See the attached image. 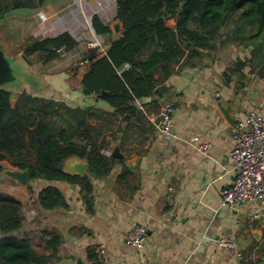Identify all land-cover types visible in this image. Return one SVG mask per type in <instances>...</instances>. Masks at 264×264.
Wrapping results in <instances>:
<instances>
[{"label": "crops", "instance_id": "obj_1", "mask_svg": "<svg viewBox=\"0 0 264 264\" xmlns=\"http://www.w3.org/2000/svg\"><path fill=\"white\" fill-rule=\"evenodd\" d=\"M50 1L34 9L12 10L0 20L12 22L15 16L26 15L27 19H39L36 26L42 32L57 25L62 28L59 33L69 31L77 40L89 39L90 30L99 39L108 40L117 38L122 32L121 23L115 18L117 0H97L88 15L73 0H65L67 4L63 9L61 2L57 6ZM94 14L113 29L111 33L93 31L91 17ZM115 24L119 26L117 31ZM15 26L9 25L15 33L7 29L3 31L4 36L20 31L27 32L20 39L51 36L44 33L41 37L34 36L30 24ZM92 43L85 42L82 55L87 48H96ZM3 53L11 61L13 78L0 88L11 92L13 101L17 94L26 91L63 102L71 108L94 107L106 113L113 112L105 101L84 95L81 89H72L66 83L76 67L47 73L40 67L49 66L53 61L43 63L35 55L27 57L22 49L10 54L4 50ZM247 54L248 51H236L228 46L217 50L212 57L205 56L202 65L182 69L175 66L174 73L164 82L167 89L153 98L155 103H150V97L142 100L141 117L126 131L115 133L119 117H111L112 123L98 140L105 138L104 149L109 150L108 156L115 148L119 156L114 157L106 176L93 177L91 212L77 184L44 180L20 183L14 177L13 183L0 177V192L22 203L24 225L14 234H26L40 252L48 254L47 237L41 231L56 232L61 242L48 264H74L77 258L91 264L89 249H94L101 264H264V215L251 226L247 222L248 214L262 213L263 206L243 202L231 207L221 202L222 189L231 185L235 177L229 158L232 127L250 109L260 110L264 106V74L251 73L248 66L242 71L228 70L236 57L242 59ZM82 58V65L77 64L78 73L83 72ZM166 105L174 108L173 129L177 139L164 137L154 124L159 111ZM90 122L101 123L97 119ZM198 143L208 144L206 154L196 148ZM8 165L6 167L13 171L18 170ZM79 169L81 173L75 171ZM63 170L84 175L88 173L87 162L73 156L65 160ZM48 184L63 192L68 208L43 210L35 204L36 193ZM29 210L35 214L34 224L25 216ZM133 224L146 228V240L141 248L126 242V234ZM218 237L235 240L242 259L222 251L215 242ZM100 245L103 248L98 252L96 248Z\"/></svg>", "mask_w": 264, "mask_h": 264}, {"label": "trees", "instance_id": "obj_2", "mask_svg": "<svg viewBox=\"0 0 264 264\" xmlns=\"http://www.w3.org/2000/svg\"><path fill=\"white\" fill-rule=\"evenodd\" d=\"M46 1L0 0V18L12 10L38 8ZM116 4L115 18L121 23V34L107 41L104 54L97 48H87L82 55L83 72L73 68L66 78L72 89L79 88L84 95L108 103L112 113L94 107L71 108L26 91L13 101L12 93L0 88V177L5 169L2 162L7 160L26 172L28 182L77 184L90 212L93 177L106 176L115 161L101 153L106 142L105 138L99 141V136L112 123L111 117H119L115 133L132 126L142 114L134 100L150 97V103H155L153 98L167 89L164 82L175 66L202 65L205 56L236 45L248 54L242 59L236 57L228 70L242 71L248 66L249 72L264 74V0H117ZM91 26L96 34L113 30L95 14ZM78 44L69 31H62L30 38L22 51L27 57L35 55L49 63L60 58L62 48L72 51ZM92 119L101 123L94 125ZM31 153L33 163L28 161ZM73 156L86 160L87 174L79 176L63 170L65 160ZM34 202L43 210L68 208L63 192L53 184L42 187ZM24 221L22 203L0 192V264H48L54 258L61 242L59 235L41 231L50 251L45 254L26 234H14ZM88 259L91 264H101L94 249L88 250Z\"/></svg>", "mask_w": 264, "mask_h": 264}, {"label": "built area", "instance_id": "obj_3", "mask_svg": "<svg viewBox=\"0 0 264 264\" xmlns=\"http://www.w3.org/2000/svg\"><path fill=\"white\" fill-rule=\"evenodd\" d=\"M99 39V38H96ZM99 53L104 54L107 44L100 41H92ZM68 53L61 49L60 56ZM134 106L143 111L142 100L136 99ZM174 108L171 105L164 106L154 119L158 132L164 137L177 139L178 135L173 129ZM195 145V144H194ZM196 148L206 154L208 144L198 143ZM103 155H110L109 150L102 149ZM235 177L231 185L221 191V202L224 205L235 207L243 202L258 203L263 206L262 213L251 212L247 216V222L251 226L253 221L264 215V106L262 109H250L243 119L235 121L232 127V147L229 151ZM28 221L36 223L32 210L26 211ZM146 228L140 224H133L126 234V242L136 248H141L146 240ZM217 246L235 259H242L243 255L235 240L218 237L215 240ZM103 248H96L99 252Z\"/></svg>", "mask_w": 264, "mask_h": 264}, {"label": "rangeland", "instance_id": "obj_4", "mask_svg": "<svg viewBox=\"0 0 264 264\" xmlns=\"http://www.w3.org/2000/svg\"><path fill=\"white\" fill-rule=\"evenodd\" d=\"M73 1H75L77 6L79 8H81L82 10H84L85 13L88 15V14H90L93 11L94 5H96V1L97 0H93V1L92 0H86V3H85V0H73ZM50 2H51V4L57 5V6L59 5L58 3L61 2L60 3V5L62 4V6H61L62 8L61 9H63L65 4H67L66 3L67 1H65V0H51ZM111 4H113V2ZM15 17H16L15 20H13L12 22H9L7 19L6 20H0V49H2V51L5 50L9 54L13 53V52L16 53V51L22 49L24 43H26V41L28 40V39H20V38L24 37L27 34V32H22V31H20L18 33L16 32V34H13V35L11 33H10L11 35L9 33H7V35L4 36L3 31L6 32L7 29L8 30L11 29L9 27L10 24H13V28L16 27L15 25L22 26L25 23V26H29V24H30L32 26V28H33V31L35 32L34 36H36V37H41L43 33H44V35L49 34V35L52 36V35H55V34L59 33V31L62 30V28L58 27L57 25H53L50 28H48L47 31L42 32L43 30H41V28H37V26H36V22L39 19L36 20V21H34V19L32 20L30 18L27 19L26 15H18V16H15ZM4 18L5 17H3L2 19H4ZM27 20H28V22H27ZM31 21H33V22H31ZM5 23H7V24H5ZM55 26H57V28H55ZM10 31H12V30H10ZM12 32L15 33V30H13ZM92 36H93V39H92ZM17 37L19 39H14V38H17ZM96 38H98V37L95 36L94 33L90 30V38L89 39H78L79 44H78V46L75 49H73L72 51H68V53L65 56H60V58L55 60V62L54 61H53V63L51 62L52 64H49V66L44 65V66H42L40 68L45 69L47 73H53V72H55V70L59 71V69H61V70L63 68L66 69L68 66L69 67H78V65L81 66L82 65V63H80V59H81V56H82V52L81 51H82V49L84 47L85 42H87V41H97L98 40V41H100L102 43H106L107 44L108 39H102V38L101 39H96ZM231 47L236 49V51H242L241 48L237 47L236 45H234V46L232 45ZM225 50H226V53H230V51L228 49H225ZM46 120H49V119H46ZM52 120H54V118ZM56 122L60 123L62 121L60 119H57ZM62 123H64V122H62ZM28 161L30 163H33V161H34L33 153H31V155L28 157ZM2 163L4 164L5 169H4V172H3L1 177H3V179L5 178L6 180H9L10 182L15 183L14 180L12 179L13 177L10 175V173L13 170L8 168V167H6L7 164H9V162L7 160H4ZM8 166H11V165H8Z\"/></svg>", "mask_w": 264, "mask_h": 264}, {"label": "water", "instance_id": "obj_5", "mask_svg": "<svg viewBox=\"0 0 264 264\" xmlns=\"http://www.w3.org/2000/svg\"><path fill=\"white\" fill-rule=\"evenodd\" d=\"M118 29H119L118 24H115L114 25V30L117 31ZM121 30H122V27H121ZM22 57L24 59H26V56L24 54H22ZM12 70L13 69L11 67V61L8 58L5 57L2 49H0V86L3 85L4 83H6L9 79L13 78ZM220 109L223 112V114L226 117H228L227 112L222 107ZM111 156L112 157H118L119 156L117 148H115L112 151ZM75 171H77V173H81L82 169L75 170ZM10 175L12 177L16 178L17 181L20 182V183H26V181H27V176H26V172L25 171H22V170L18 169L17 171H12L10 173ZM74 264H87V263L83 262L80 258H77Z\"/></svg>", "mask_w": 264, "mask_h": 264}]
</instances>
